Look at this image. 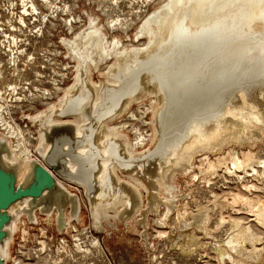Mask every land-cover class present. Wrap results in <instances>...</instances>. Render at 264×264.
Returning a JSON list of instances; mask_svg holds the SVG:
<instances>
[{
    "label": "bare ground",
    "instance_id": "obj_1",
    "mask_svg": "<svg viewBox=\"0 0 264 264\" xmlns=\"http://www.w3.org/2000/svg\"><path fill=\"white\" fill-rule=\"evenodd\" d=\"M44 1L50 7L54 5L53 1ZM163 2L142 17L134 35L129 34L132 17L129 20L124 13L122 18L106 15L105 23L97 15H90L82 31L74 30L65 39L68 56L75 62L74 81L56 102L47 101V108L33 116L40 129L35 153L23 128L4 114L10 113L7 104H0V264H5L8 237L18 228L22 211L32 212L39 206L47 213L60 212L67 195L76 203L77 212L76 197L55 169L71 179L80 171L86 173L88 194L96 211L103 201L113 204L114 209L121 202L135 209L141 200L140 191L135 189L136 201H130L117 171H130L126 182L141 185L138 177L143 172L150 184L143 187L147 194L151 192L152 204L162 200L165 215L176 209L185 227H197L192 218L196 220L195 215L201 213V229L208 228V207L198 206L196 212L188 213L186 207L174 204L178 200L172 192L176 186L167 181H173L177 169L184 168V173L206 183L210 175L224 167L241 181V189H261L256 183L249 184L246 176H253L257 183L264 177V159L253 149L255 141L264 136V0ZM21 4L22 14L37 16L36 0H21ZM19 20L23 23L24 17L20 15ZM64 21L72 28V19ZM143 37L147 42L135 43ZM236 37L244 43L214 56L223 42ZM254 39L257 44L252 46ZM249 69L258 71L250 75ZM92 70L103 73L105 83L96 85ZM133 104H137L139 113ZM149 112L152 116L146 121L143 114ZM140 123L150 124L151 137ZM153 140V150H137ZM150 152L155 162L147 158ZM61 153L65 155L60 157ZM196 155L202 156L196 165L198 172L193 166ZM158 186L170 197L162 196L161 191L158 194ZM245 192L213 193V201L244 204L251 219L264 227V198ZM161 220L163 225L165 218ZM220 220L214 227L226 221L224 216ZM247 222L245 225L238 218L229 221L233 233L224 241L227 246H220L219 260L241 248L242 256L237 258L236 251L234 256L230 254L236 257L233 264H264L250 260L259 258L264 249H257L262 236L256 237L257 232L254 234ZM233 237L238 238L236 242H249V250L238 243L235 246Z\"/></svg>",
    "mask_w": 264,
    "mask_h": 264
},
{
    "label": "rangeland",
    "instance_id": "obj_2",
    "mask_svg": "<svg viewBox=\"0 0 264 264\" xmlns=\"http://www.w3.org/2000/svg\"><path fill=\"white\" fill-rule=\"evenodd\" d=\"M50 1L54 2L51 7L48 1L36 0L38 14L34 17L32 14H22L21 0H0V104H7L10 113L4 114L7 117L10 116L7 119L11 123L18 124L23 128L24 135L30 139L31 149L34 153L39 142L40 129L33 116L38 111L47 108V101L56 102L57 96L62 95L65 87L67 89L74 81L75 62L68 56L65 39L71 37L74 30L82 31L88 25L90 15H97L98 20L105 23L107 16L118 15L122 18L126 14L128 19L132 17L129 34H133L138 31L144 15L156 9L157 4L159 6L164 4V0H145V2L142 0H117V4L113 0H104L105 3L102 4L99 0ZM158 5L157 7H159ZM106 6V13H104L102 10ZM20 15L24 17L26 24L19 20ZM65 18L72 19V28L67 24V21H64ZM144 41L147 42L146 37L135 43ZM241 43L244 41L240 37L229 39L219 46L214 56L225 54ZM252 43V46L256 45L257 40L254 39ZM256 67L254 66V68ZM238 71L237 68L234 72ZM255 71L258 70H250V75L256 73ZM92 72L91 79L96 85L105 83L103 73L95 70ZM16 96H19L20 100L14 101ZM144 101L148 102V98L145 96ZM132 108L137 113L141 111L137 109V104H133ZM151 116L150 112L145 113L143 119L150 121ZM133 122L139 121L134 120ZM140 127L144 130L147 129L149 137H151L150 124L140 123ZM1 136L2 129L0 127ZM129 137L132 138L131 133ZM262 138L255 141L253 149L258 156L264 159V136ZM155 145L156 140H153L137 150L148 148L151 151ZM64 155L61 153L59 156ZM151 155L152 152L148 154L147 158ZM201 157L200 155L193 157L194 172H198L196 165ZM150 160L155 162V159L151 158ZM122 169L120 172L117 171V174L123 180L126 197H130L129 200L135 202V189H138L141 194L140 203L135 204L138 205L135 209L129 208L126 202L115 205L114 209L113 204L106 205L103 201L96 211L88 194L86 173L80 171L74 174V178L71 179L72 177H66L56 172L55 169L54 172L64 180V183L66 182V187L76 197L77 212H75L76 203L67 195L64 199L65 202H62L64 205L60 212L54 210L47 213L42 211L39 206L32 212L22 211L17 222L18 228L14 229L8 237L9 244L5 254V264H233V260H236V257H233L234 254L238 253L236 254L237 258L242 256L243 252L240 251L243 249L240 248V251L231 250L233 253L230 251L228 253L233 256L227 254L219 260L220 246H227L228 243L226 245L225 243L233 233L229 226V221L232 218L240 219L245 225L249 224L247 221H250L253 231L255 230L254 234L257 232L256 237H264V227L257 224L255 220L254 223L253 216L247 213L248 210L244 204L225 201L216 204L213 201V193L223 195L224 192L238 190L246 191L248 194L245 193L251 197L259 196L263 199L264 177L261 178L260 183H257L258 181L253 179V176H246L249 184L256 183L262 189L251 187V191H248L241 189L243 187L241 181L235 174L226 172L224 167L210 175V181L206 183L199 182L200 179L197 180L196 177L191 176V173H184L182 171L184 168L177 169L173 181L171 179H169L170 182L167 181L176 186V191H172L174 193L172 194L179 201L176 200L174 204L186 207L187 212H196L198 206L208 207L211 220L208 221L207 229H201L199 227L201 224H198L201 222V213L195 215L197 221L192 218L195 221L194 224L198 225L197 227H185L184 221L177 218L176 209H171V212L165 215V206L161 203L162 200L157 202L161 203L158 206L160 208L154 207L157 203H151V192L147 194L143 187V185L150 186L145 173L142 172L138 177L143 185L136 180V182L130 180L127 183L128 175L131 172ZM237 173L240 172L237 171ZM126 184L128 185L126 186ZM126 188L128 189L126 190ZM160 191L162 196L170 197L167 190L162 187L160 189L158 186L157 193L159 194ZM255 194L256 196H254ZM220 199L222 200V198ZM228 199L231 198L228 197ZM14 207L16 209L17 205L14 204ZM123 208H125L124 211ZM221 216L225 217V223H221L218 228L214 227L215 223L221 221ZM162 218H165L163 225L160 224ZM236 238H232L235 246L239 244L240 247L243 246L249 250V242L242 239L241 242L240 238V241L236 242L238 240ZM261 239L257 241L258 244L256 242L257 245L255 244L257 249H264V238ZM229 255L233 258L232 261ZM259 258L250 260L254 263L263 262L264 252L260 254ZM258 260L260 261L258 262Z\"/></svg>",
    "mask_w": 264,
    "mask_h": 264
}]
</instances>
